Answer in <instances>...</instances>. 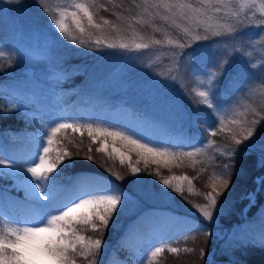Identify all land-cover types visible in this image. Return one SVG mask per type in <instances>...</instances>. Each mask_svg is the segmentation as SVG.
<instances>
[{
    "label": "trees",
    "instance_id": "1",
    "mask_svg": "<svg viewBox=\"0 0 264 264\" xmlns=\"http://www.w3.org/2000/svg\"><path fill=\"white\" fill-rule=\"evenodd\" d=\"M108 1L112 2V0ZM85 2L96 5L91 9L93 22L102 25L100 31L92 29V33L96 37L102 38L104 35L102 33L108 28L115 30L131 27V29L136 30L137 19L146 22L143 15L145 4L142 0H129L127 4L120 7L122 11H111V13L108 12L111 8L106 4L104 5L107 1L85 0ZM69 10L74 9L69 8ZM41 16L39 10L36 17L42 21L36 27L39 29L35 40L36 52L32 53V48H29L30 43L26 45L22 42V36L27 33L28 29L15 28L13 33L19 35L14 39L17 44L21 42L22 53L18 62L11 67H9L7 57L0 58V67H2L0 70V94L5 93L25 100L35 109L41 110L45 117L55 111L67 119L74 118L78 114V119L84 120L83 114L85 112H100L102 106L98 108L90 101L77 105L74 100L84 86L89 84L86 81V73L92 68L94 62L91 58L93 50L77 47L66 40H62V34L54 29L50 18L46 21L45 19L48 17L44 16L42 19ZM113 17L118 19L113 20ZM105 19L109 21L108 25L103 24ZM67 23L72 31L76 32L70 18ZM142 25L145 26L141 22ZM2 29L3 26L0 23V44L8 46L11 41L7 40ZM78 34L76 32V35ZM260 36L263 37L262 34ZM109 51L106 48L102 50L105 53ZM208 58L210 57L205 58L206 61ZM213 59L210 58V60ZM257 62L256 60L251 63ZM241 65L245 71L242 75H238V78H236L234 71L228 76H218L217 79H214L213 68L207 64L202 65L200 62L196 65H189L191 66V69L188 70L189 76L194 82L192 89L196 92V98L193 97L196 102L194 110H187L180 106L179 115H177L178 111L172 110L176 117L181 116V119L176 118L177 121L179 120L176 123L185 131L177 135L173 132L168 133L158 124L152 125L147 131L156 136V139L152 140L159 142L156 146L162 147L169 153L168 157L157 158L161 163L158 164L159 168L156 171L151 169L149 163H153L152 161L149 160L148 164L145 165L144 161L139 160L135 152H129L126 143L119 139L113 140L112 137L101 136L93 143L87 131L79 134L67 129L58 133L59 148H67L72 154L70 159L72 166L63 169L59 177L61 181L58 180V184L69 185L74 177L79 179L103 177L105 180L113 181L124 189L133 192L139 189H163L165 187L161 186L160 179L153 180L150 175L158 174L160 176L163 172L165 173V170L170 171L172 169H174L172 171L174 174H183L192 181L191 185L186 180L182 181V190L190 194V198L186 195L183 199L177 197L176 192H171V202L141 196L138 205H130L120 212L115 223L106 230H94L91 225L87 227L77 225L75 231L78 235L85 237V243L89 239L102 238L103 255L99 258L98 264H133L134 259L140 257L146 239L152 242H157L159 239L158 228L149 225L152 224L150 218L168 217L187 218L186 224L176 226L166 233L175 239L164 246L176 247L179 252L170 253L165 248V251L152 264H180L181 262L184 264H215L227 260L236 264H264V247L261 246L260 242L261 233L264 232L261 221L264 214V176L259 180L264 173V161L261 160V155L259 156L264 150L263 143L261 146L251 147L249 151L235 158L234 175L224 176L217 168V165H220L225 158L226 148L234 146L233 135L235 134L239 138L241 133L230 130L234 120L240 121L241 110L239 111L238 108L237 116H233L232 120L229 121V118L225 117L227 104L234 106L238 102L250 104V100L243 94H248V90L252 86L264 83V74L262 76L256 75L257 70L254 73L253 69H248L244 64ZM28 67L34 71L37 70L36 72L41 75L27 73ZM260 67L261 65H259V69ZM49 74H52V77L49 82H46V77ZM22 76L34 79L37 88L22 86L23 83L20 80ZM51 87L59 94L56 98L50 92ZM241 90L243 92L239 93ZM126 91L125 94H128ZM167 91L175 99L174 88L168 85ZM201 91H214L215 98H224L222 101L216 100L221 106L219 112L207 107L204 98L199 97ZM122 98H125L123 102H130V97H128V101H126V96L123 95ZM120 105L121 107L125 106L122 103ZM107 107L122 111L115 105ZM132 114L134 115V113ZM134 116L137 120L146 122V119L137 114ZM158 117L163 120L162 117L165 116L159 114ZM241 125L246 124L242 123ZM29 128L32 130L29 131ZM40 131L42 129L38 130L36 124L28 125L21 117H16L13 114L0 115V141L3 142L4 154L16 159L20 166L25 165L23 161L28 159L34 150L36 137ZM211 131H215L216 135H209ZM259 136L263 137L261 134ZM101 140L105 141L107 149L103 152H97L96 149L101 147ZM56 147L57 145L53 146L54 150L51 154L53 157L56 154ZM113 147L120 152L127 153L130 156V162L140 169L139 184L133 183L137 178L131 174L129 160L126 159L124 164H121L118 153L112 151ZM89 148L92 149L91 153L88 152ZM77 152H79L78 156L76 155ZM187 153H192V155L189 156ZM89 154L94 158L91 161L85 158ZM229 162L231 163V161ZM168 166L169 169L166 168ZM118 176L123 177V179H117ZM221 179H229L232 188L226 193H221L222 210L216 223L209 224L203 219L196 205L207 203L203 197L207 192L212 191L211 186L217 184ZM149 180H151V184H149ZM253 194L255 197L253 203H250ZM24 198L25 195L21 190L14 188L8 190L0 183V203L8 211L13 212L15 218L19 212L24 213V215L34 212ZM59 198L63 199L64 195L61 194ZM247 205H249L248 208L241 212L240 209ZM164 222L161 219V223ZM4 223L6 224V221ZM1 225L3 224H0V227ZM202 225L205 231L193 232L186 238L178 235L180 231L188 227L199 229ZM77 246L79 247V245ZM187 249H193V251H187ZM201 249H203L204 255H201ZM128 253L134 257L131 259L127 256ZM73 258L76 260V264H97V258L94 255H88L87 259L80 256ZM44 264H49V262L44 261Z\"/></svg>",
    "mask_w": 264,
    "mask_h": 264
},
{
    "label": "rangeland",
    "instance_id": "2",
    "mask_svg": "<svg viewBox=\"0 0 264 264\" xmlns=\"http://www.w3.org/2000/svg\"><path fill=\"white\" fill-rule=\"evenodd\" d=\"M104 1H107L104 5L106 4L111 8L108 11L109 13L111 11L120 12V7L129 2V0ZM142 1L144 2V0ZM71 2L72 0H21V3H14L10 2V0H0V23L3 26L2 31L7 40L11 41L7 47L17 50L20 54L22 53L21 42L18 40L20 44H17L14 39L19 34L13 33L16 27H22L28 29L27 33L22 36V42L26 45L30 43L29 48H32V53L36 52L35 40L39 32V29L36 27L42 21L36 17V13H39L40 10L42 19L44 16L48 17L45 19L46 21L52 16L59 18L58 8H70ZM152 2L155 3V0H152ZM183 2L191 5L192 8L199 9L201 13H204L206 8L208 9L204 16L194 14L191 9L187 10L189 15L199 23V27H197V23L193 22V20L183 18L179 10L173 14L166 11L163 7H148L146 10L145 5L143 15L147 23L137 19L136 30L131 29V27H123L115 30L107 27L108 29L104 30L102 39H104L105 44L111 43L117 45V47L115 49H108L110 51L106 53L102 52V50H93L91 58L94 62L92 63V68L86 73V81L89 84H86L81 93L74 98L77 105L90 101L98 108L102 106L100 112H85L83 114L84 120L78 119V114L74 118L67 119L55 112H51L49 116L45 117L41 110H36L30 103L5 93L0 94V103L9 105L12 102H18L24 109H30L26 115L19 112L12 113L16 117H21L28 125L33 124L29 121L28 117L37 116V113H39L45 118L54 120L57 123H77L81 129L78 132L79 134L83 131L88 132L89 123H91L93 129L109 126L112 127V130L131 129L138 136L150 140L156 139V136L151 133L149 134L147 132L148 128L152 127V125L156 126V124L166 129L168 133L173 132L176 135L183 133L185 130L176 123L179 121L176 118L181 119V116L176 117L175 112L172 110L178 111L177 115H179L180 106L187 110H194L196 102L193 100V97L196 98V92L192 89L194 82L189 76L188 70L191 69L190 64L196 65V63L201 62L202 65L207 64L209 67H212L215 72L214 79L222 75L228 76L234 73V71L236 78H238V75H242L245 71L243 67L241 68V64L246 65L248 69H253L254 73L257 70L256 75L260 74L262 76L264 74V39H261L260 36L262 34L264 37V30L256 27L258 24H264V7H261L264 5V0H224L223 4L218 5L220 7L219 12H215L212 5L202 4L201 0H183ZM45 7L49 13L44 11ZM116 19L118 18L113 17V20ZM141 22L145 26H141ZM234 28L241 30L243 33L235 40L231 39ZM75 31L78 34L76 29ZM76 32L74 33L76 34ZM216 32H220L221 35H214ZM196 36H199L200 39L196 40ZM205 36L207 37L206 40L204 39ZM92 38L95 39L96 35L93 34ZM121 43L126 44L128 47L126 49H120L119 45ZM137 44H147L148 48L137 49ZM181 45H185V47L182 48ZM196 46L202 47L206 53L201 60L194 61L191 55L183 56V59H181L184 52L190 53L191 48ZM237 48H239V51H236ZM207 57L214 59L210 60L208 58L206 61L205 58ZM256 60L258 61L257 63H251ZM225 61L228 63L225 64ZM259 65H261L260 69ZM222 67L224 71H221ZM36 71L31 67L26 69L27 73L41 75ZM51 77L52 74H49L46 77V82H49ZM20 80L24 87L31 86L35 89L37 88L35 80L32 78L22 76ZM258 84L252 86L248 90V94H243L250 100V104H240L239 102V104H235L236 106L227 104L228 107L225 117H228L229 121L232 120L233 116H237L238 108L239 111L241 110V113L239 112L241 123L239 125L232 124L231 131L235 130V133H240L247 126V121L254 120L255 118L259 119L260 116H264V112H259L258 115L254 114L259 109H264V83ZM168 85L174 88L175 99L167 93ZM125 90H127L126 92L128 94H125ZM191 91L193 94H191ZM50 92L54 94V98L59 95L52 87L50 88ZM242 92L241 90L239 93ZM123 95L126 96V101L130 97V102H123L125 99L122 98ZM222 99L224 98H216L217 101H222ZM120 103L125 106L121 107ZM110 105H115L117 108L122 109V111H116L112 107H107ZM132 113L146 119V122L144 123L141 120L140 122ZM159 114L165 116L162 117L163 120L158 117ZM38 119L39 117L37 116ZM242 123L246 125H241ZM52 126L54 127L55 124H52ZM257 128L259 129V125H257ZM28 130L31 131L32 129L29 128ZM44 130L46 129H42V131ZM70 130L72 131V129ZM260 134L263 137L259 136ZM260 134L257 135L252 147L257 145L261 146L262 143L264 145V129L260 131ZM149 160L152 161L151 158ZM160 163L161 161L158 160L157 163L149 164H151V169L156 171ZM166 168L169 169L170 167L168 166ZM173 170H165V173L163 172L160 176L158 174H151L150 176L153 180L160 179L159 182L162 179H168L170 177L185 176L183 174H174L172 172ZM263 176L264 173L259 180ZM58 180L61 181L60 178ZM182 181L174 180L173 184L182 189ZM0 183L8 190L12 188L19 189L25 195V185L21 179L4 175L0 177ZM151 183V180H149V184ZM161 186L165 187L162 184ZM231 188L230 186L221 193H226ZM217 189L219 191V188ZM185 195L190 198V194L184 190L180 193L176 192V196L182 199L186 197ZM240 211L244 212L245 209L241 208ZM0 212L14 217L13 212L5 210L1 205ZM18 216H20L19 219L21 220L37 219L33 213L26 217L19 213ZM261 221L264 229V214L261 217ZM23 226V224L20 225V227ZM155 246L160 245L157 242L146 239L140 257L135 258L133 264H152L160 255L158 254L155 257L150 256ZM165 248L167 249L168 247ZM127 256L131 259L134 257L130 253ZM180 264L184 263L181 262ZM215 264L236 263L227 260L226 262H216Z\"/></svg>",
    "mask_w": 264,
    "mask_h": 264
},
{
    "label": "snow or ice",
    "instance_id": "3",
    "mask_svg": "<svg viewBox=\"0 0 264 264\" xmlns=\"http://www.w3.org/2000/svg\"><path fill=\"white\" fill-rule=\"evenodd\" d=\"M10 2L21 3V0H10ZM204 5H212L215 12L220 11L224 0H201ZM146 10L148 7L161 8L163 7L170 13H175L177 10L183 18L193 20L189 15L188 9L200 16L206 15L208 9L201 13L199 9L192 8L191 5L186 4L183 0H144ZM96 7L95 3H88L85 0H72L70 8L58 9V17L52 16L50 22L54 25V29L58 30L62 40L77 47L88 48L90 50L115 49V44H105L104 39L96 37L93 39L92 29L100 31L102 25L93 22L92 8ZM261 7H264L262 5ZM44 11H48L45 7ZM71 19L72 25L78 31L76 35L69 27L67 21ZM86 21V24H85ZM104 25H108L109 21L105 19ZM257 28L264 30V24L256 25ZM231 39L235 40L243 33L241 30L233 29ZM214 35L220 36V32ZM196 40L200 37L196 36ZM206 40L207 37L205 36ZM264 39V37H261ZM158 43V42H157ZM242 43V42H241ZM128 46L121 43L120 49H126ZM185 47V45H181ZM137 49L148 48L147 44H137ZM239 51V48L236 49ZM191 55L194 61L201 60L205 55L202 47L196 46L191 48V52H184L183 56ZM7 57L9 60V67L17 63L20 53L6 45L0 44V58ZM228 62L225 61V64ZM2 70V67H0ZM224 71V68H221ZM199 96L204 98V103L209 109L217 112L221 110V106L216 102L215 92L201 91ZM199 107V105H197ZM24 107L18 102H12L9 105L0 103V115H9L12 113L27 114ZM259 112H264V109H259ZM37 116L39 119L37 120ZM37 116H29L31 123L37 124L39 135L36 137L35 147L30 157L23 161L26 167H21L17 160L13 157L6 156L3 150V142L0 141V177L4 175L14 176L21 179L25 185V202L29 203L37 217L35 220H21L12 217L6 213L0 212V264H44L48 261L49 264H76L73 257L80 256L87 259L88 255H94L99 258L103 255V240L89 239L85 243V237L78 235L75 231L77 225L87 227L92 226L94 230H106L111 227L120 212L127 209L130 205H138L140 197L165 202H171V192H182L179 186H174V180H187L189 185L192 181L187 177H170L162 179L160 183L165 186L163 189L147 190L139 189L136 192L124 189L122 186L115 184L113 181H107L100 177L96 179H79L72 178L69 185L58 184L63 169L70 167L72 154L67 148H59L58 133L61 130L72 129L73 132H80L81 129L77 123H57L54 120L45 118L42 114L37 113ZM71 119V118H69ZM207 123V122H206ZM241 122L234 120L233 124L239 125ZM52 124H55L53 127ZM247 126L239 134V138L234 134L232 140L234 146H228L225 151V158L217 168L224 176L234 175L235 158L243 153L249 151L256 140L257 135L264 129V116L259 119H254L246 122ZM259 125V129L257 128ZM209 127H212L209 125ZM88 135L92 138L93 143L98 137H112L113 140L119 139L126 143L129 152H135L139 160H143L145 165L148 164L151 158L153 163H157V158H165L169 153L158 145V141L154 142L150 139L138 136L131 129L112 130V127L95 128L93 129L91 123L88 125ZM209 135L215 136L216 132L211 131ZM143 140V142H141ZM101 147L96 149L97 152H103L107 149V144L104 140L100 141ZM209 143H212L209 141ZM57 145L56 154L52 157L54 150L53 146ZM179 147V145H177ZM89 148L88 152L91 153ZM112 151L118 153L120 163L124 164L125 160H129V168L131 174L136 177L133 183L139 184L140 169L130 162V156L127 153L120 152L113 147ZM79 155V152L76 153ZM192 155V153H187ZM67 158V159H66ZM87 160H93L92 155L85 157ZM219 159V157H218ZM261 160L264 161V150H262ZM231 161V163L229 162ZM167 163V161H166ZM6 170V171H5ZM123 179V177H117ZM230 187L229 179H221L214 184L212 191L207 192L203 197L207 201L206 204L196 205L198 211L202 214L204 220L209 224L215 223L217 217L222 210L223 201L220 199L221 192ZM219 188V191L217 190ZM171 190V191H169ZM63 194L65 199H60L59 196ZM70 197V198H69ZM83 210V211H81ZM153 228H158L159 239L157 243L160 246H155L151 253V257H155L165 251L164 245L172 242L175 237L169 236L166 233L171 231L174 227L186 224L187 218L168 217V218H150ZM161 219L165 222L161 223ZM6 221V224L4 223ZM23 224V227L19 225ZM205 231L203 225L199 228L188 227L178 233L179 236L187 237L193 232ZM261 246L264 247V232L260 236ZM79 245V247L77 246ZM167 251L170 253H178L179 249L176 247H169ZM193 251V249H187ZM201 255H204L201 249Z\"/></svg>",
    "mask_w": 264,
    "mask_h": 264
}]
</instances>
